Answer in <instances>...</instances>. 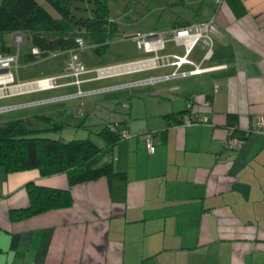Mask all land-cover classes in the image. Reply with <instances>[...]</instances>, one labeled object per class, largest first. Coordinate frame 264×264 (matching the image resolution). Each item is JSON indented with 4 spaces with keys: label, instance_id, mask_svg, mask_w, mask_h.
<instances>
[{
    "label": "crops",
    "instance_id": "obj_1",
    "mask_svg": "<svg viewBox=\"0 0 264 264\" xmlns=\"http://www.w3.org/2000/svg\"><path fill=\"white\" fill-rule=\"evenodd\" d=\"M178 2L194 4L202 18L172 19L154 30L169 37L162 38L161 47L155 46L156 55H182L180 44L176 45L181 54L157 53L166 38L174 42L167 32L211 19L214 31L208 33L207 57L206 49L191 55L195 45L186 54L193 64H181L174 75L172 66L146 65L113 70L96 79L84 77L79 84L102 80L83 92L75 85L80 94L95 97L87 107L72 113L68 105L52 106L34 113L68 122L47 136L64 141L87 137L103 150L91 166L110 163L125 179L108 184L99 177L69 185L59 166L14 172L0 167V264H264V137L243 134L254 126L256 116L264 115V0ZM136 35L124 38L135 45ZM151 41L155 45L154 37ZM194 66L198 72L192 71ZM158 76L164 78L142 81ZM56 84L17 94L57 89L39 98L0 101V112L77 95L76 89L70 87L66 94L63 88L74 85L70 80ZM204 95L209 99L208 123L180 126L187 99L199 103ZM125 102L127 108L121 105ZM228 116L234 117L230 123ZM107 122H115L129 137L105 149L99 131ZM231 124L233 134L243 136V141L237 149L223 152L221 140ZM147 132L156 138L148 154L140 138ZM28 183L67 189L71 202L11 220L10 210L28 205Z\"/></svg>",
    "mask_w": 264,
    "mask_h": 264
},
{
    "label": "trees",
    "instance_id": "obj_2",
    "mask_svg": "<svg viewBox=\"0 0 264 264\" xmlns=\"http://www.w3.org/2000/svg\"><path fill=\"white\" fill-rule=\"evenodd\" d=\"M43 1L56 14L55 17L36 0H0L1 50H7L3 43L4 34L26 32L31 50L37 49V53L30 51L26 55V59L30 61L37 56H45L48 52L73 51L78 48L76 39H80L83 46L86 38L93 42L92 51L96 55H101L106 47L105 40L117 32L116 23L108 16L105 0H91L90 15L86 17H74L71 13V9L74 8L72 3L77 0ZM203 98L208 99V96L204 95ZM193 99L190 97L187 101L196 104ZM227 120L230 123L234 117L228 116ZM67 124L68 122H57L44 114H33L1 122L0 167L5 171L14 172L59 166L64 170L69 185L99 177H104L108 184L123 182L124 175L114 172L110 163L91 166L103 150L98 149L87 137L64 141L60 138L40 136L45 132H58ZM79 124L77 123V126ZM109 124L114 130H109ZM119 131L115 122L104 124L99 136L106 142L105 149L120 140ZM26 187L28 205L19 210H10L8 217L11 220L50 209L64 208L71 202L67 189L32 183H28Z\"/></svg>",
    "mask_w": 264,
    "mask_h": 264
},
{
    "label": "rangeland",
    "instance_id": "obj_3",
    "mask_svg": "<svg viewBox=\"0 0 264 264\" xmlns=\"http://www.w3.org/2000/svg\"><path fill=\"white\" fill-rule=\"evenodd\" d=\"M39 2L49 13L51 16H56V14L50 9V7L43 0H36ZM108 16L111 18L117 27V32L111 36L109 39L105 40L106 47L101 55H96L91 46L93 44L89 39H85V42L82 47H78L72 51L76 56L78 62L81 63L83 68L89 70L86 73H83L78 76L79 79L84 77H94V70L97 69L98 66H103L107 64H117L124 62L129 59H133L134 57H147L152 55L153 52L157 51L155 46L158 48V44L153 45L151 49L154 50L149 53H144L141 49H137L135 45L130 42V38H124V35H132V34H146L149 32H154L161 26L168 25V20H177L178 22H197L202 17L197 16L196 8L194 4L188 3H179L178 0H105ZM173 2L172 4H169ZM74 8L71 9V13L74 17H86L90 15V7L91 0H77L72 3ZM17 33V32H16ZM15 33L16 37H23V41L19 44H15L12 35L13 33H7L3 35V43L4 46L7 47V50L3 51L0 49V53L7 52L8 54L16 53V61H15V72H14V83H19L21 85L20 91H15V93H10V97L6 99L0 100L1 102H14L17 100H29L34 98H39L45 95L46 93L56 91L48 90V91H34L29 93H24L17 95L19 93L28 92L30 89H35L31 85L34 81L38 80L36 78L48 76L51 74H60L64 72L63 65L64 60L67 59L68 53L66 51H54L53 53L48 52L45 56L36 57L34 60L30 61L26 59V55L31 51V44L28 40V34L26 32ZM153 35H155L153 33ZM152 35V36H153ZM14 36V39H15ZM156 39L157 35L153 36ZM152 37V38H153ZM169 38L167 35L162 36V38ZM164 40V49L158 51L157 53L164 52H174L177 54L182 53L181 46L176 45L170 39ZM163 41V39H162ZM162 44V42H161ZM161 47V46H160ZM206 47L201 45L198 48V45L192 50V53L201 54L204 52ZM134 54V56H133ZM136 54V55H135ZM157 62H153L152 67L155 66H169L167 63L160 64V61L154 60ZM135 63V62H134ZM149 65L151 63L149 62ZM117 66V65H113ZM111 67V66H106ZM102 68V67H98ZM124 69V68H122ZM147 73L146 71L141 72V74ZM172 75V74H171ZM59 77V76H58ZM46 78V77H44ZM164 78L162 76L152 77L143 79V82L153 81L154 79ZM41 79V78H39ZM72 78L66 77L61 79H56L57 82H65L71 81ZM148 79V80H147ZM116 80V78H113ZM102 80H90L79 84L78 89L83 92L84 87L94 86L100 84ZM72 87V91H77V87L75 85H67L63 86L66 91V94H70V90ZM39 90V89H35ZM41 90V89H40ZM74 93V92H73ZM65 94V95H66ZM91 98H95L92 96H87L85 94H79L72 97L63 98V100L59 102H54V104L45 103L42 105H33L27 108H17L8 111L0 112V123L3 122L4 119L12 120L15 118H23L24 116H28L34 114L35 112H39L42 110H46L47 108H51L52 106L60 107L68 105L69 108L72 109V113H76L77 110L83 109L88 106V103L91 101ZM79 101L81 105H79ZM71 111V110H70ZM24 115V116H23ZM23 116V117H22ZM55 121L60 122V118L55 117ZM54 134V132H45L40 136H47ZM49 137V136H47Z\"/></svg>",
    "mask_w": 264,
    "mask_h": 264
},
{
    "label": "built area",
    "instance_id": "obj_4",
    "mask_svg": "<svg viewBox=\"0 0 264 264\" xmlns=\"http://www.w3.org/2000/svg\"><path fill=\"white\" fill-rule=\"evenodd\" d=\"M213 24L211 19H208L199 23H190L187 25H182L180 27H174L170 29L167 34L171 36L174 40L175 44H180L183 47V54L178 56L175 54L158 56L155 51L151 49L152 41L151 38L157 35L156 39H154V43L160 47L162 44V36L163 33H146L142 35H136L133 37L135 46L140 48L146 52L154 51L152 57L145 59L151 65L153 62H157L154 60H159L160 64L167 63L169 66L174 67V71L171 73L175 74V70L181 64H193L189 59L186 58V54L188 51L195 45L201 47L204 45L206 47L204 57H207L210 49V38L208 33L213 32ZM17 34V33H16ZM153 35V36H152ZM15 33L13 34V41L17 45L23 41V37H16L14 39ZM77 47L82 46V42L80 39H76ZM32 53H37V49L33 48ZM68 53V57L64 62L63 68L64 72L59 77H70L72 78L70 83L78 86L81 80L78 78L79 75L88 72L83 68L80 62L77 61L76 56L72 53L71 50L66 51ZM15 61H16V53L8 54V53H0V97L9 96L10 93L21 90V85L19 83H14V70H15ZM144 61V60H140ZM138 62V61H137ZM132 64V63H129ZM149 65V64H148ZM123 65L111 66V67H102L94 70L95 78L104 77L109 74V72L113 70H120ZM133 65H131L132 67ZM193 72H198L199 69L194 66ZM180 75H184V72H180ZM59 77H46L41 78L32 83V87L35 89H49L57 86L56 79ZM80 94V91H77V95ZM124 108L127 107L126 103L121 104ZM209 106L208 99L202 98L201 102H197L193 104L190 101H186L184 106V112L181 114L179 118L180 126H189V125H197V124H206L208 123L209 110L207 109ZM2 108H0L1 110ZM109 130H114V127L109 124ZM234 126H228L225 130V134L221 140V148L222 151H230L235 150L240 147L243 136H237L233 134ZM248 132H252L264 137V115L256 116L254 119V126L248 127L243 131V134ZM129 134L125 130H120L118 132V139L128 138ZM140 138L143 141L144 149L146 153H151L156 143V138L152 133H143ZM19 264H34L30 263H19Z\"/></svg>",
    "mask_w": 264,
    "mask_h": 264
},
{
    "label": "bare ground",
    "instance_id": "obj_5",
    "mask_svg": "<svg viewBox=\"0 0 264 264\" xmlns=\"http://www.w3.org/2000/svg\"><path fill=\"white\" fill-rule=\"evenodd\" d=\"M149 63L146 61V60H144V61H138V62H135V63H132V64H127V65H123V66H121V67H123V68H130L131 66L130 65H133V66H146V65H148Z\"/></svg>",
    "mask_w": 264,
    "mask_h": 264
},
{
    "label": "water",
    "instance_id": "obj_6",
    "mask_svg": "<svg viewBox=\"0 0 264 264\" xmlns=\"http://www.w3.org/2000/svg\"><path fill=\"white\" fill-rule=\"evenodd\" d=\"M148 80V79H147Z\"/></svg>",
    "mask_w": 264,
    "mask_h": 264
}]
</instances>
